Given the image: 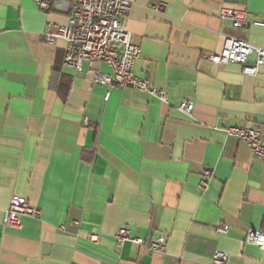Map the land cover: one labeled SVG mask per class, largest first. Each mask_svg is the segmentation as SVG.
Instances as JSON below:
<instances>
[{"label": "crops", "instance_id": "0c3cea01", "mask_svg": "<svg viewBox=\"0 0 264 264\" xmlns=\"http://www.w3.org/2000/svg\"><path fill=\"white\" fill-rule=\"evenodd\" d=\"M41 1L46 10L0 0V264H212L216 252L264 264L245 243L248 230L264 232V161L221 131L252 127L264 142V66L245 76L207 57L226 36L264 48V0H128L133 73L165 103L96 85L102 63L64 66L65 42L44 35L67 23L72 0ZM221 8L244 10L247 23L220 21ZM12 197L40 215L7 227ZM121 228L163 236L164 251L118 247Z\"/></svg>", "mask_w": 264, "mask_h": 264}, {"label": "built area", "instance_id": "2783aa9c", "mask_svg": "<svg viewBox=\"0 0 264 264\" xmlns=\"http://www.w3.org/2000/svg\"><path fill=\"white\" fill-rule=\"evenodd\" d=\"M34 1L39 9L46 10L48 8V2ZM130 7L131 3L128 0H72L67 23L55 26L52 32L45 33L44 39L49 44L56 40L65 42L63 64L75 71H79L83 63L89 67L96 62L106 65L109 68V73H96L94 78L96 85L133 89L147 93L165 103L166 94L163 91L151 88L147 80L141 79L133 73V66L140 55V49L131 43L130 33L124 24ZM218 18L238 29L247 23V12L221 8L218 11ZM207 57L215 65H239L245 76H255L259 68L264 66V48L230 36L225 37L219 54H209ZM250 57L254 58L252 64L248 63ZM177 109L190 116L193 105L183 101ZM221 131L227 137L243 142L255 158L264 161V142L257 129L226 127ZM208 178H210V172L204 171L203 180ZM201 185L204 189L207 182L202 181ZM39 215L40 211L29 205L26 200L12 197L5 210L4 222L11 229H19L22 218H36ZM226 230V227L219 226L216 232L223 235ZM115 238L118 247L128 242L144 246L151 252H163L165 248L163 236L145 242L141 238L130 237L125 228L119 229ZM89 240L92 243H97L98 237L91 235ZM245 243L264 252V232L248 230L245 234ZM226 261L227 255L220 252H216L211 260L212 264H225Z\"/></svg>", "mask_w": 264, "mask_h": 264}]
</instances>
